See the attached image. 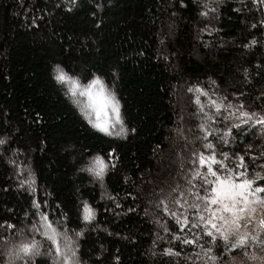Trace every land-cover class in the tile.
<instances>
[{"label": "trees", "instance_id": "1", "mask_svg": "<svg viewBox=\"0 0 264 264\" xmlns=\"http://www.w3.org/2000/svg\"><path fill=\"white\" fill-rule=\"evenodd\" d=\"M57 2L28 0L23 5L34 3L36 8L47 7L51 13L33 30L26 27L32 14L19 10V0H0V136L10 137L9 145L0 146V219H9L8 208L15 210L13 217L22 218L30 205L29 193L17 189L19 180L7 163L13 155L4 152L5 147H19L17 162L29 165L34 172L36 196L41 203L47 202L43 210L53 220L67 213L72 221L68 224L70 229H85L80 238L81 255L88 264H93L100 245L105 249L102 264H113V254L120 255V264H153L142 253L156 226L141 215L144 202H133L125 193L135 192L133 182L140 171L155 168L154 154L166 148V139L181 127V118L190 141L198 131L195 125L199 120L190 115L196 112V105L194 93L186 90L189 84L199 82L207 88L209 77L218 81L223 78L253 96L264 87V79L256 78L244 88L237 71L248 67L255 75L256 63H264V47L247 51L240 47L252 36L264 43V29L252 30L244 23L245 16L247 23H252L264 12L232 11L241 3L250 8L249 0H224L218 20L199 17V6L194 0H185L183 9L178 0H78L72 12L56 9ZM205 24L220 31L198 34L197 30ZM141 51L144 55H138ZM163 55L169 58L164 60ZM57 63L73 75L85 71L101 75L120 101L125 127L136 131L117 137L92 129L51 78V68ZM180 101L182 109L177 107ZM37 111L44 118L39 126L29 122V115ZM45 136L48 139L42 151L40 140ZM253 139L259 138L253 134L245 142ZM67 144L74 145L75 152L63 151ZM194 146L197 145L187 144L183 160ZM111 149L116 150L117 165L105 174L103 185L77 170L89 155H105ZM124 176L130 178L127 184ZM109 195L118 196L121 209L114 208L107 199ZM80 200L91 203L97 210L96 223L113 235L93 231L95 225L86 227L77 220ZM129 207L138 211L116 215ZM12 222L17 220L13 218ZM30 222V218L25 220ZM126 235L135 239L121 238Z\"/></svg>", "mask_w": 264, "mask_h": 264}, {"label": "snow or ice", "instance_id": "2", "mask_svg": "<svg viewBox=\"0 0 264 264\" xmlns=\"http://www.w3.org/2000/svg\"><path fill=\"white\" fill-rule=\"evenodd\" d=\"M178 2L183 9L185 0ZM194 2L199 6V17L210 20L220 18V5L224 0ZM27 3L28 0H19V10L32 14L26 27L36 30L44 16L51 13L47 7L36 8L34 3L23 7ZM249 4L250 8L241 3L232 11L243 14L247 10L252 14L256 9L264 12V0H249ZM77 5L78 0H58L54 7L72 12ZM175 15L173 12L172 16ZM244 23L252 30L264 29V15L252 23H247L245 16ZM219 31L208 24L197 30L198 34L207 32L209 35ZM205 47L208 45L205 44ZM240 47L247 51L264 47V43L252 36ZM67 50L70 51V47ZM138 55L144 53L141 51ZM160 57L161 54L157 53V58ZM162 58L167 60L169 57L163 55ZM255 69V75L248 67L237 69L244 88L250 87L256 78L264 79V63L257 62ZM116 74L113 68L112 76ZM51 78L60 85L64 96L92 129L117 137L136 131L125 127L120 101L97 72L85 71L73 75L66 66L57 63L51 68ZM186 90L194 93L196 112L190 115L199 120L195 125L198 131L191 141H187L182 127L183 118L181 127L174 131L178 137L186 139L182 151H188V143L197 146L191 148L186 160H181L175 175L145 180L142 174L135 192L125 193L132 197L133 202H145L141 215L156 226L142 255H146L153 264L165 260L167 264H264V87L253 96L223 78L218 81L209 77V87L205 88L197 82L189 84ZM201 97L205 99L202 101ZM29 122L39 126L44 123V118L37 111L29 115ZM253 134L259 139L245 142ZM47 139L45 136L40 140L42 151ZM9 144L10 137L0 136V146ZM63 151L75 152V147L67 144ZM4 152L18 156L21 149L5 147ZM117 160L116 150L111 149L105 155H89L77 170L88 173L94 182L103 185L105 174L116 167ZM7 163L20 177L17 189H26L29 193L30 205L22 218L13 217L15 210L8 208L9 219H0V264H88L81 255L80 238L85 235V229H70L68 224L72 221L67 213H61L53 220L51 214L43 210L47 202L41 203L36 196L38 188L31 167L12 158H7ZM24 172L27 173L26 178L22 176ZM129 179L124 176L126 184ZM107 199L115 209L122 208L118 196L109 195ZM137 211L138 208L129 207L126 212H117L116 215ZM13 218L17 223L12 222ZM29 218L31 222L25 223ZM77 220L86 227L95 225L93 231L108 232L107 227L101 228L96 223L97 210L88 200L78 201ZM18 224L22 226L18 227ZM108 234L113 235L111 232ZM115 235L120 236V233ZM121 238L135 239L127 235ZM104 252V246L100 245L93 264H102ZM111 259L113 264L121 262L119 254H113Z\"/></svg>", "mask_w": 264, "mask_h": 264}, {"label": "rangeland", "instance_id": "3", "mask_svg": "<svg viewBox=\"0 0 264 264\" xmlns=\"http://www.w3.org/2000/svg\"><path fill=\"white\" fill-rule=\"evenodd\" d=\"M162 34H163V29H162ZM172 97H174V96H172ZM182 106L183 105L180 101V103L177 105V107L182 109ZM184 128H185L184 132L186 133V139H187V141H190V137L188 135V132H186V127L184 126ZM119 137H123V136H119ZM186 139L178 137L177 133L175 131L171 132V136L167 137V139H166V143H167L166 148L164 150H162V152H156L154 154L156 161H157L155 164L156 165L155 168L153 170L148 171V172L147 171H140L141 174L138 176V179L135 182L136 184L134 186V189H136V186L140 184V177L142 174H143L145 180H149V179H153V178H157V177L164 178V177H168L170 174L174 175L176 172V169L179 166V163L183 159V151L182 150L186 145ZM12 158L17 160L19 157L18 156H12ZM22 176L24 178H26L27 173L24 172L22 174ZM17 178H18V180L20 179V177H17ZM149 187H150V185H149ZM144 207H145V202H144ZM142 209L144 210V208H142ZM19 226H21V225H19ZM0 247H2V245H0Z\"/></svg>", "mask_w": 264, "mask_h": 264}]
</instances>
